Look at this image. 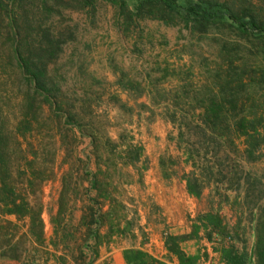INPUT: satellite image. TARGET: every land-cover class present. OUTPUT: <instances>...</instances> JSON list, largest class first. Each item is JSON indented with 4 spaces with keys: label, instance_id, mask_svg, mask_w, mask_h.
I'll use <instances>...</instances> for the list:
<instances>
[{
    "label": "rangeland",
    "instance_id": "1",
    "mask_svg": "<svg viewBox=\"0 0 264 264\" xmlns=\"http://www.w3.org/2000/svg\"><path fill=\"white\" fill-rule=\"evenodd\" d=\"M249 1V13L264 21V0ZM41 2L20 0L16 7L30 20L42 10ZM53 8L43 18L59 51L47 70L58 88L57 116L67 115L75 127L62 147L56 145V154L45 157L53 161V174L45 172L40 192L30 197L43 206L45 241L21 244L19 262L0 258V264H99L105 247H140L167 264L175 257L164 247L166 235L192 236L180 248L198 257L196 264H224L218 237L210 239L201 226L206 213L219 215L236 246L244 243L250 251L255 237L249 215L259 196L264 201V143L255 161L240 155L236 162L219 158L222 170L231 163L225 184L210 182L195 198L183 180L193 170L187 138L179 141L166 112L183 116L213 100L228 108L234 103L260 121L264 132V38L231 22L187 28L178 18L175 24L137 17L125 21L103 0H60ZM4 24L0 19V55L6 63L11 40ZM27 34L32 37L25 44H32L35 34L31 29ZM5 69L11 71L9 65ZM46 114L36 115L39 126ZM107 137L123 146L114 150ZM137 153L138 161L124 165ZM93 178L99 190L89 188ZM245 181L252 185L247 197ZM91 206L98 219L90 228L95 235L82 221L90 217ZM9 240L0 238V253L8 251ZM58 249L64 253L58 255Z\"/></svg>",
    "mask_w": 264,
    "mask_h": 264
},
{
    "label": "trees",
    "instance_id": "2",
    "mask_svg": "<svg viewBox=\"0 0 264 264\" xmlns=\"http://www.w3.org/2000/svg\"><path fill=\"white\" fill-rule=\"evenodd\" d=\"M19 1L0 0V19L5 23L3 28L7 39L11 40L6 63L0 55V238L10 237L6 242L9 249L2 251L0 258L18 262L21 259V244L33 242L38 245L45 241L43 206L30 197L33 198L40 192L44 173L53 174V161H48L45 157L54 156L56 145L62 147L68 131L73 133L75 127L67 115L61 118L57 116L58 88L53 84L47 70L48 64L55 60L59 46L50 28L45 26L43 16H51L54 4L60 0H42V10L30 20L27 12L17 9ZM103 1L117 7L125 21L137 17L175 24L174 19L178 18L187 28L220 26L231 22L242 32L264 38V21H259L255 15L249 13V0H238L245 5V8L240 9L235 0H183L184 4L180 0ZM129 5L132 6L131 9ZM30 29L36 38L32 44H25L32 37L27 36ZM6 65L11 67V71L5 69ZM244 112L243 109H238L237 104L231 103V108H228L215 100L208 106L194 109L192 114L187 112L182 116L176 111L166 112L169 122L178 130L179 141L183 142L187 138L185 150L188 161H192L193 170L184 175L183 180L190 196L199 198L210 182L225 184L231 163L227 161V167L222 170L218 164V159L222 156L233 162H236L237 155L248 162L259 158L260 148L264 143L262 125L260 121L250 119ZM45 113L48 114L42 127L39 126L36 115ZM106 141L113 144L114 150L123 146L119 142L112 143L108 137ZM94 143L95 140L92 139L91 144ZM123 153L128 155L129 147ZM135 161H138V153L124 165L132 166ZM48 163L49 169L46 166ZM67 174L69 172L65 175ZM245 185L247 188L244 189V196L247 197L252 185L247 181ZM238 186L242 187L244 184L238 183ZM89 188L99 190L95 178L89 181ZM218 195L228 202L226 195ZM262 199L263 196L257 198L255 209L249 215L255 237L250 251L244 243L242 247L236 246L234 237L219 215L206 213L200 218L207 236L210 239L213 235L218 237L217 252L224 264H264ZM89 200L95 201L90 197ZM92 210L91 206L90 217L86 219L85 216L82 221L87 230L95 235L90 228L98 223V219ZM9 218H14V221ZM191 237L166 235L164 238L166 251L176 258L178 264H196L198 261V257L188 256L180 248V243ZM122 258L125 264H164L141 248L123 250Z\"/></svg>",
    "mask_w": 264,
    "mask_h": 264
},
{
    "label": "crops",
    "instance_id": "3",
    "mask_svg": "<svg viewBox=\"0 0 264 264\" xmlns=\"http://www.w3.org/2000/svg\"><path fill=\"white\" fill-rule=\"evenodd\" d=\"M78 217V220L80 219V216H81V211L78 213V215H77ZM45 223H46V221H45ZM50 238H48V240H49ZM106 249L104 250V254L102 255V256H100L99 255V252H98V255H99V257L97 258V263H99V264H125L124 263V260H123V258H122V250H116V249H112L111 251H110V248L111 247H105ZM134 248H140V247H134ZM98 249L99 250H102L101 249V246L99 245V247H98ZM123 250H125V249H123ZM57 252H58V255L60 254V253H64L62 250H60V249H58L57 250ZM193 255V254H192ZM219 259H218V257L216 258V261H218ZM167 264H177V261H176V259L175 258H172V262H170V263H167Z\"/></svg>",
    "mask_w": 264,
    "mask_h": 264
}]
</instances>
